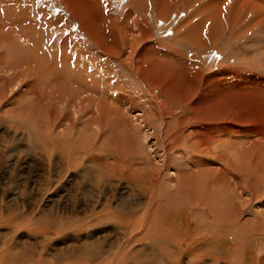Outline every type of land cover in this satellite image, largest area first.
I'll return each instance as SVG.
<instances>
[{
  "label": "rangeland",
  "instance_id": "1",
  "mask_svg": "<svg viewBox=\"0 0 264 264\" xmlns=\"http://www.w3.org/2000/svg\"><path fill=\"white\" fill-rule=\"evenodd\" d=\"M0 26V264H264V0H0Z\"/></svg>",
  "mask_w": 264,
  "mask_h": 264
},
{
  "label": "bare ground",
  "instance_id": "2",
  "mask_svg": "<svg viewBox=\"0 0 264 264\" xmlns=\"http://www.w3.org/2000/svg\"><path fill=\"white\" fill-rule=\"evenodd\" d=\"M234 16H235V15H234ZM0 27H1V26H0ZM1 28H2V27H1ZM2 30H3V29H2ZM189 31H190V30H189ZM194 31H195V30H194ZM0 38H2V37H0ZM0 45H1V44H0ZM0 48H1V47H0ZM3 50H4V49H3ZM14 54H15V53H14ZM11 55H12V54H11ZM4 59H5V58H4ZM1 60H2V59H1ZM77 60H78V59H77ZM77 60H76V61H77ZM10 62H11V61H10ZM16 62H17V61H16ZM78 63H79V61H78ZM78 63H77V64H78ZM79 64H81V63H79ZM75 68H76V67H75ZM68 70H70V69L68 68ZM72 70H73V69H72ZM95 70H96V69H95ZM63 76H64V75H63ZM69 77H70V76H69ZM89 78H90V77H89ZM55 80H56V79H55ZM58 82H59V81H58ZM35 83H36V82H35ZM60 83H61V82H60ZM74 83H75V82H74ZM76 83H77V82H76ZM30 85H31V84H30ZM61 85H62V84H61ZM77 85H78V84H77ZM54 86H55V85H53V87H54ZM57 86H58V84H57ZM57 86H55L54 88H57ZM59 87H60V86H59ZM71 87H72V86H71ZM76 88H77V87H76ZM59 89H60V88H58L57 90H59ZM71 89H72V88H70V90H71ZM78 89H79V88H78ZM73 91H74V90H73ZM73 91H72V92H73ZM59 92H60V90H59ZM68 92H69V90H68ZM93 92L96 94L97 91H96V90H93ZM21 93H22V92H21ZM64 93H66V92H64ZM79 93H80V92H79ZM72 94H73V93H72ZM60 95H62V94H60ZM79 96H80V95H78L77 97H79ZM206 96H207V95H206ZM1 97H2V96H1ZM60 97H61V96H60ZM69 97H70V96H69ZM72 97H73V96H72ZM72 97L70 98V100H72ZM94 97H95V98L91 97L92 100H93V99L96 100L97 97H96V96H94ZM36 98H37V97H36ZM42 98H43V97H42ZM74 98H75V97H74ZM205 98H206V97H205ZM236 98H237V96H236ZM236 98H235L234 100H236ZM238 98H239V97H238ZM238 98H237V100L241 99V98H239V99H238ZM246 98H247V97H246ZM79 99H80V98H79ZM90 100H91V99H90ZM75 101H76V100H75ZM86 101H87V100H86ZM204 101H205V100H204ZM232 101H233V100H232ZM239 101H240V100H239ZM72 102H73V101H71V103H72ZM95 102H96V101H95ZM95 102H94V103H95ZM248 102H250V100L248 101V100H246V99H241V102H240V104H239V105H240V112L243 111L244 108H247L248 110L252 108V107H251V104H249ZM77 103H79V101H78ZM74 104H75V103H74ZM82 105H83V104H82ZM241 105H242V106H241ZM70 107H71V106H70ZM73 107H74V106H73ZM73 107H72V108H73ZM82 107H83V106H82ZM95 107H96V106H95ZM95 107H94V109H95ZM195 107H196V106H195ZM243 107H244V108H243ZM92 108H93V106H92ZM92 108H91V111H92ZM192 108H193V107H192ZM84 109H85V108H84ZM252 109H253V108H252ZM252 109H251V110H252ZM244 110H245V109H244ZM81 111H82V110H81ZM194 111H195V109H194ZM218 111H219V110H218ZM89 112H90V111H89ZM218 113H220V112H217V115H218ZM91 114H92V113H91ZM226 114H227V113H226ZM226 114H225V115H226ZM231 114H232V113H231ZM241 114H243V113L241 112ZM219 115H223V114L220 113ZM97 117H98V116H97ZM205 117H206V116H205ZM222 117H223V116H222ZM201 118H202V117H201ZM203 118H204V117H203ZM224 118H225V117H224ZM224 118H222V120H224ZM232 118H235V116H233ZM94 119H95V118H93V121H94ZM206 119H207V118H206ZM95 120H96V119H95ZM97 120H99V119L97 118ZM97 120H96V121H97ZM87 121H88V120H87ZM93 121H92V122H93ZM206 122H207V121H206ZM223 124H224V123H223ZM97 125H98V124H97ZM215 125H216V124H215ZM224 126H226V125H224ZM206 127H209V126H206ZM216 127H217V125H216ZM216 127H213V128L215 129ZM226 127H227V126H226ZM199 128H200V127H199ZM218 128H219V127H217V129H218ZM220 128H221V126H220ZM227 128H228V127H227ZM232 128L234 129V127H232ZM233 129H232V130H233ZM199 130H200V129H199ZM201 130H202V128H201ZM203 130H205V127H204ZM206 130H207V129H206ZM219 130H220V129H219ZM219 130L216 131V129H215L216 132H218ZM221 130H223L222 133H223L224 131H226V130H224V129H221ZM229 130H231V129H229ZM234 130H235V129H234ZM190 131H191V130H190ZM192 132H193V130H192ZM195 132H196V131H195ZM206 132H207V131H206ZM208 132L211 133V135L214 134V132H213V134H212V131H211V132L208 131ZM226 132H227V131H226ZM226 132H225V133H226ZM234 132H235V131H228L227 133H231V134L233 133V134H234ZM190 133H191V132H190ZM190 133H189V134L187 133V134L183 135L184 138H186V139L189 140V139L191 138L190 135L192 134V133H191V134H190ZM201 133H202V132H201ZM219 133H221V132H219ZM225 133H224V134H225ZM175 135H176V134H175ZM175 135H174V136H175ZM177 135H179V134H177ZM227 135H228V134H227ZM229 135H230V134H229ZM189 137H190V138H189ZM192 138H195V137L192 136ZM215 138H217V136H215ZM197 139H199V138H197ZM186 141H187V140H186ZM198 141H199V142H197V143H196L195 141H193V142L195 143L196 147H197V148H201L200 150H201L202 152L208 153V152H209V151H208V146H210V145L207 144V146H206V148H205V150H204V149L202 148L204 145H201V144H200V139H199ZM177 143H178V142H177ZM188 144H189V142H188ZM180 145H181V144H180ZM182 145H183V144H182ZM205 145H206V144H205ZM172 146H173V145H172ZM215 146H217V145H215ZM170 147H171V146H170ZM217 147H218V146H217ZM207 151H208V152H207ZM168 152H169V151H168ZM193 152H194V151H193ZM197 152L200 153V151H199L198 149H197ZM174 154H175V153H174ZM210 155H211V151H210ZM182 157H183V156H182ZM164 162H165V161H164ZM255 162H258V161L255 160ZM165 163H166V162H165ZM169 164H170V163H169ZM191 164H192V163H191ZM200 164H202V163L200 162ZM203 164H204V163H203ZM188 165H189V164H188ZM166 167H168V166L166 165ZM189 167H190V166H189ZM262 167H263V166H262ZM190 170H191V169H190ZM201 170H202V169H201ZM190 172H191V171H190ZM179 173H180V172H179ZM193 173H194V172H193ZM173 174L176 175L177 173L174 172ZM182 175H183V174H182ZM258 175H259V174H258ZM176 176H177V175H176ZM177 178H178V177H177ZM225 178H226V177H225ZM178 179H180V178H178ZM176 180H177V179H176ZM173 183H174V182H173ZM192 185H193V184H192ZM228 185H229V184H228ZM229 186H230V185H229ZM229 186H228V187H229ZM194 196H195V195H194ZM194 196H193V198H194ZM10 216H11V215H10ZM13 216H14V215H13ZM13 216H11V217H13ZM33 216H34V215H33ZM11 217H10V218H11ZM14 217H15V216H14ZM14 217H13V218H14ZM35 218H36V217H35ZM49 218H50V217H49ZM41 219H42V218H41ZM29 220H30V219H29ZM29 220H28V221H29ZM33 220H34V219H33ZM33 220H32V221H33ZM35 220H38V218L35 219ZM52 220H53V219H52ZM14 221H15V218H14ZM42 221H43V220H42ZM47 221H48V220L46 219V222H47ZM46 222H45V223H46ZM49 222H50V221H49ZM33 223H34V222H33ZM38 223H39V220H38ZM40 223H41V222H40ZM51 223H52V222H51ZM144 223H145V222H144ZM25 224H26V223H25ZM28 225H29V224H28ZM33 225H35V224H33ZM48 225H49V223H48ZM24 226H25V225H24ZM36 226H37V225H35V228H36ZM50 226H51V225H50ZM32 227H33V226H32ZM17 229H18V228H17ZM38 229H39V228H38ZM38 229H37V230H38ZM16 231H18V230H16ZM49 232H50V231H49ZM170 235H171V234H170ZM174 236H175V235H174ZM157 237H158V235H157ZM164 237H165V236H164ZM171 237H172V236H171ZM175 237H176V236H175ZM178 239H179V238H178ZM165 244H166V243H165ZM194 255H195V254H194ZM92 256H93V255H92ZM87 259H88V257H87ZM76 261H77V260H76ZM78 261H79V260H78ZM108 261H109V260H108ZM126 261H127V260H126ZM1 262H2V261H1ZM50 262H51V261H50ZM115 262H116V261H115ZM2 263H3V262H2ZM2 263H1V264H2ZM8 263H9V262H8ZM105 263H106V262H105ZM72 264H73V263H72ZM77 264H80V263H77ZM83 264H85V263H83ZM86 264H88V263H86ZM113 264H114V263H113ZM119 264H120V263H119Z\"/></svg>",
  "mask_w": 264,
  "mask_h": 264
}]
</instances>
